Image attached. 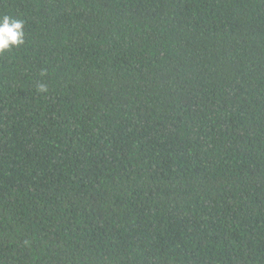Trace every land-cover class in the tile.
Wrapping results in <instances>:
<instances>
[{
  "label": "trees",
  "instance_id": "trees-1",
  "mask_svg": "<svg viewBox=\"0 0 264 264\" xmlns=\"http://www.w3.org/2000/svg\"><path fill=\"white\" fill-rule=\"evenodd\" d=\"M3 14L0 264H264V0Z\"/></svg>",
  "mask_w": 264,
  "mask_h": 264
},
{
  "label": "clouds",
  "instance_id": "clouds-1",
  "mask_svg": "<svg viewBox=\"0 0 264 264\" xmlns=\"http://www.w3.org/2000/svg\"><path fill=\"white\" fill-rule=\"evenodd\" d=\"M26 22L11 15H0V56L13 49L22 48L26 43ZM41 93L46 92L44 85L39 86Z\"/></svg>",
  "mask_w": 264,
  "mask_h": 264
}]
</instances>
